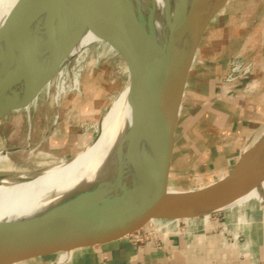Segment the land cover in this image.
I'll return each instance as SVG.
<instances>
[{"label": "water", "instance_id": "water-1", "mask_svg": "<svg viewBox=\"0 0 264 264\" xmlns=\"http://www.w3.org/2000/svg\"><path fill=\"white\" fill-rule=\"evenodd\" d=\"M104 1L18 0L0 28V121L38 98L71 59L75 39L69 38L79 22ZM130 2L121 0L114 15L97 30L127 69L129 150L121 147L97 179L49 207L0 222V264H63L79 253L122 240L167 235L232 217L240 208L242 212L253 208L264 216L262 204H233L264 177V122L247 137L220 177L194 188L169 186L188 75L207 26L229 0H168L176 24L167 41L152 48L133 36L143 23L133 21ZM159 60L171 70L170 90L162 107L151 111L144 76ZM6 176L0 173V180Z\"/></svg>", "mask_w": 264, "mask_h": 264}, {"label": "rangeland", "instance_id": "rangeland-1", "mask_svg": "<svg viewBox=\"0 0 264 264\" xmlns=\"http://www.w3.org/2000/svg\"><path fill=\"white\" fill-rule=\"evenodd\" d=\"M225 7V14L217 16L202 37L192 65L193 71H202L203 74L198 93L182 98L170 164L169 186L174 189L194 188L217 179L230 168L244 144L243 141L235 143L223 130L219 131L212 123V117L208 123L198 121L205 117L204 110L211 103L208 96L213 91L212 80H219V85L227 86L244 81L258 71L261 74L264 72V0H229ZM70 55L71 59L63 64L61 79L58 71L47 90L38 96L36 105L29 106L27 110L22 108L0 121V151L5 147L15 146L18 142L23 144V136L31 128H35L34 140H39L44 128L42 121H39L42 120L38 116L39 111L47 115V127L52 125L57 129L60 126L61 134L65 133L67 127L78 128L80 123L98 122L111 99L128 83L124 61L106 43L92 42ZM200 60H204L206 65L199 64ZM235 62L242 63L243 67L249 65L251 73L233 82H226L225 78ZM216 64L219 70L217 80L212 68ZM56 92L58 95L55 99ZM57 109L60 111L59 126V122L52 124ZM116 125L102 127L98 141L91 148L77 152L72 156L73 159H81L88 154ZM111 135L107 136L108 139ZM32 149L29 153L8 155V165L16 171L34 172L56 163L58 157H63L61 150L57 152H60L58 157H54L56 155L47 154L46 151L49 150L45 151L42 146ZM97 153L98 151L94 153L92 160L96 159ZM7 168L0 165V173L7 172ZM251 201L261 203L258 199ZM13 205L15 215H22V212L19 213L21 205ZM260 219L261 216L256 215V221ZM215 225L221 230H230L224 220ZM262 225L264 226V221ZM234 236L238 240L243 237L237 233Z\"/></svg>", "mask_w": 264, "mask_h": 264}, {"label": "crops", "instance_id": "crops-1", "mask_svg": "<svg viewBox=\"0 0 264 264\" xmlns=\"http://www.w3.org/2000/svg\"><path fill=\"white\" fill-rule=\"evenodd\" d=\"M225 8L211 22L217 16L224 15ZM199 64L206 65V62L200 60ZM193 68L192 66L188 75L183 99L188 95L193 96L198 93L197 90L203 78L202 71H193ZM212 68L216 74L215 80L219 79L217 64ZM211 83L214 85L213 91L208 96L211 103L204 110L205 117L199 118L198 121L208 123L211 122L212 117L215 127L219 131L223 130L230 140L235 143L245 142L247 137L264 122V72L261 74L258 71L254 76L232 85H219V80L216 82L212 80ZM59 112L57 109L52 121L53 125L59 122L57 125L59 126L61 122ZM38 116L42 117L39 121H42L44 127L39 140H34L35 128H31L23 136L25 137L23 144L18 142L15 146L4 148H17L16 151L7 153V155L16 154L17 156L18 152L27 153V151L29 153L32 147L42 146L45 151L49 150V152L46 151L47 154L56 155L54 157H58L59 150L63 151L61 154L63 157L58 158L66 159L68 156H74L96 137V124L99 121L91 124L80 123L78 128L72 126L69 129L67 127L65 133L61 134L60 126L57 129L52 125L47 127L48 121L45 113L39 111ZM92 135L95 136L91 138ZM257 196L241 204H249L251 200L258 199L261 201L260 204L264 205V199L261 198L264 197V193H259ZM13 204L21 205L19 213L22 212V215H15ZM0 206V222L29 216L45 209L44 205L29 202L1 203ZM238 210L234 218L232 216L222 219L230 229L229 231L219 229L215 224L221 220H215L189 226L167 235L141 240H122L79 253L63 264H264V226L262 225L264 216L261 211L253 208L244 212L241 208ZM256 215L261 216V219L256 221ZM235 233L243 236L242 239H235Z\"/></svg>", "mask_w": 264, "mask_h": 264}, {"label": "bare ground", "instance_id": "bare-ground-1", "mask_svg": "<svg viewBox=\"0 0 264 264\" xmlns=\"http://www.w3.org/2000/svg\"><path fill=\"white\" fill-rule=\"evenodd\" d=\"M120 1L105 0L90 9L69 38L70 41L75 39L71 53L92 42L105 43L97 33L98 24L103 25L102 23L106 19L114 15ZM17 2L18 0H0V28ZM130 9L133 21L140 20L143 23L142 27L133 33V36L146 41L151 48L159 47L167 41L171 29L176 24L172 6L168 0H131ZM109 49L112 50L110 46ZM58 71L61 79L64 72L63 64ZM170 74L171 70L164 60L157 61L145 73L146 95L151 111L159 110L165 103L170 90ZM49 86L50 82L42 91H46ZM57 87L59 90L60 83ZM57 95L58 92L55 93V99ZM127 95L128 83L111 99V103L97 124L96 137L82 150L91 148L98 141L102 127H111L117 124L114 130L108 134L112 133L111 138L108 139V135L104 136L81 159H73L74 156L69 159L60 158L56 163L42 168L40 172L33 173L31 171H16L14 167L8 165L10 163L8 155L3 154V150H1L0 165L8 167L7 172L3 173L9 176L0 180V204L33 202L47 208L72 190L97 179L100 171L105 170L114 162L121 147L126 152L129 150L132 116ZM36 100L29 105H24L23 108L27 110L29 106L35 104ZM99 149L101 150L99 151ZM97 151L96 159L92 160V156ZM171 189L174 188L171 187ZM259 193H264V177L257 187L238 198L233 204H241Z\"/></svg>", "mask_w": 264, "mask_h": 264}, {"label": "built area", "instance_id": "built-area-1", "mask_svg": "<svg viewBox=\"0 0 264 264\" xmlns=\"http://www.w3.org/2000/svg\"><path fill=\"white\" fill-rule=\"evenodd\" d=\"M240 69L241 72H240ZM251 70H250V66L246 65V66H242V63H232L231 69L229 71V73L227 74L225 81L226 82H233L235 79L237 78H242V76H246L247 74H250Z\"/></svg>", "mask_w": 264, "mask_h": 264}]
</instances>
